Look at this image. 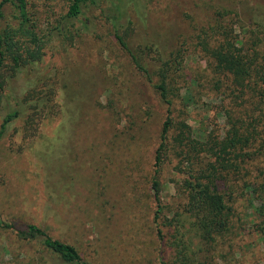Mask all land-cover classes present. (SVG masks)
<instances>
[{"label": "rangeland", "instance_id": "1", "mask_svg": "<svg viewBox=\"0 0 264 264\" xmlns=\"http://www.w3.org/2000/svg\"><path fill=\"white\" fill-rule=\"evenodd\" d=\"M69 1L27 0L41 40L15 37V47L5 52L0 130L5 113L18 109L19 115L0 136V218L21 229L37 226L73 246L87 264H161L170 251L157 223L165 233L162 217L183 207L181 183L188 170L185 163L177 170L174 157L165 159L158 176L164 213L155 221L151 181L168 108L121 42L151 73L184 55L186 73L200 81L173 93L174 120L185 119L194 134L222 138L230 125L220 107L229 98L212 90L194 53L199 38L221 41L227 27L208 29L195 0H98L74 19L65 17ZM113 4L122 9L120 19L107 18ZM254 4L249 0L244 12L259 19ZM17 15L11 4L1 6L0 32L18 27ZM227 23L228 32L235 29L240 38L235 17ZM250 95L244 97L247 105L257 102ZM175 134L170 132L171 140ZM235 183V236L222 264H264L252 204L243 180ZM227 244L218 252L228 250ZM43 263L52 260L40 238L24 240L0 228V264Z\"/></svg>", "mask_w": 264, "mask_h": 264}, {"label": "trees", "instance_id": "2", "mask_svg": "<svg viewBox=\"0 0 264 264\" xmlns=\"http://www.w3.org/2000/svg\"><path fill=\"white\" fill-rule=\"evenodd\" d=\"M97 1L70 0L65 17L77 18L84 7L96 4ZM247 3L249 0L194 2L200 8L208 29L227 27L221 35V41L210 42L206 38H199L196 43L197 51L193 52L204 62L212 90L229 98V102L220 107L230 125L222 138L213 132L201 130L194 134L185 119L174 120L171 110L173 93L180 91L181 86H185L188 91L190 87L198 86L200 81L199 76L186 73L183 67L184 55L178 53L171 62H163L151 73L121 42L134 65L144 74L160 101L168 108L155 154L151 181L157 204L155 221L164 213L158 193V176L165 159L174 157L179 160L177 170L184 163L188 170L187 178L181 183L186 200L183 207L169 219L162 217V225L167 228L165 233L161 224L159 227L157 223L158 237L170 251L168 261L163 260L161 264H222L226 261L235 236L232 186L241 179L242 189L252 204L254 231L264 243V0H255L257 4L253 5V13L259 19L246 16L244 11L249 6H244ZM5 4H11L17 11L18 27L8 26L0 32V69L5 60V52L16 45L15 37H28L33 44L41 40L27 0H0V8ZM121 12L120 5L113 4L108 9L107 18L120 19ZM231 17H235L243 32L238 39L234 28H231L234 29L232 33L228 32L227 22ZM235 25L236 23L232 24ZM248 25L253 28L249 29ZM258 28L261 33L254 32ZM12 60L17 65L18 58ZM152 76L156 81H153ZM201 78L204 79V76ZM249 93L251 99L254 98L257 102L252 101L247 105L244 97ZM18 115V109L5 113L0 136ZM172 131H176V134L171 140L169 135ZM0 228L13 229L24 240L40 238L42 246L51 256L52 264H87L73 246L52 238L35 225L29 224L21 229L0 218ZM227 242L228 250L218 252L220 246Z\"/></svg>", "mask_w": 264, "mask_h": 264}]
</instances>
